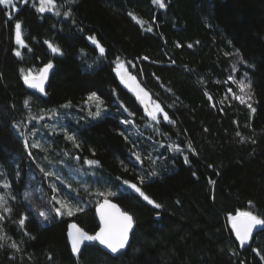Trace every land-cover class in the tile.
Segmentation results:
<instances>
[{
    "label": "trees",
    "instance_id": "16d2710c",
    "mask_svg": "<svg viewBox=\"0 0 264 264\" xmlns=\"http://www.w3.org/2000/svg\"><path fill=\"white\" fill-rule=\"evenodd\" d=\"M165 3L161 9L151 0H57L60 16L39 13L31 2L16 0L18 12L0 5V185L11 184L0 186V195L12 208L0 210V235L6 237L0 264H264V230L241 249L229 219L238 211L264 218V0ZM16 20L27 47L16 43ZM89 37L105 48L103 55ZM236 57L235 77L252 83L254 113L233 98L240 91L229 80ZM118 62L174 125L161 119L159 133L150 126L144 106L116 74ZM48 63L50 80L39 96L23 75L38 74ZM93 92L103 101L97 119L86 103ZM34 116L45 119L30 122ZM65 128L79 148L65 138ZM34 141L42 148L31 147ZM132 142L143 164L132 155ZM173 143L184 152H172ZM41 168L56 175L45 176ZM152 171L158 175L147 178ZM125 180L162 207L149 205ZM109 192L116 195H100ZM53 196L82 211L57 216ZM105 198L133 217L130 247L112 257L94 244L74 257L69 225L99 231L95 212ZM22 216L28 217L23 228Z\"/></svg>",
    "mask_w": 264,
    "mask_h": 264
},
{
    "label": "snow or ice",
    "instance_id": "6c2138e0",
    "mask_svg": "<svg viewBox=\"0 0 264 264\" xmlns=\"http://www.w3.org/2000/svg\"><path fill=\"white\" fill-rule=\"evenodd\" d=\"M30 0H19V3L22 4H28ZM69 3H75L76 0H68ZM31 3L33 4L34 7H36V10L39 13H45V12H53L56 16H60L61 12L58 11V4L57 0H38V6L37 5V0H31ZM151 3L153 5H156L158 8L164 9L166 8V3L165 0H151ZM0 5L4 6L5 8H12L14 11H19V8L16 6V0H0ZM8 19L11 20L13 18L12 12H8ZM64 16H70L71 15V10L69 9L68 11L63 13ZM129 16H131L134 20H136L137 23L141 25V27H144L145 21L139 19L136 17L133 13H128ZM146 31L151 32L153 31L152 27L149 25L147 28H145ZM14 31H15V38H16V43L20 45L21 47H27V45L24 43V40L22 38V22L19 20H16L14 23ZM91 42L95 45H97L99 52L101 55L105 53V48L103 46H100L99 42L96 40L95 37H89ZM179 46V45H178ZM49 47L52 48L53 52H60V50L57 47H53L51 44ZM191 47V45H189ZM15 55L17 57H20L22 53L19 50L15 51ZM225 55H230L229 53H225ZM143 59L147 60L148 57H144ZM242 60V57H241ZM243 63H247L244 61ZM53 65L51 63H48L38 74H33L30 70L23 75V80L28 87L32 89L38 90L40 93H44V83L47 80L49 70L52 69ZM254 67V66H250ZM235 70V66H234ZM23 71V70H22ZM117 72L120 76V79L123 83L128 85L130 88H132V91L135 92L137 98L140 100V102L144 105V111L147 117L150 118V120L153 122L152 127L156 129V131L159 133V128L158 125L160 124L161 119L164 122H167L168 124H175V121L172 120L168 114L164 110V108L157 102L152 101L149 93L145 91L143 88L139 86L138 83H136V78L134 76H131L130 74L127 73V70L125 68V65L123 62H119L117 66ZM244 76L247 78L248 73L245 72ZM229 80H231L233 83H238L239 90L241 93H245L243 96H236L233 94L234 99H238L241 104H247V107L251 109V112L254 113L256 110L255 108H252L250 103H247L248 100L251 99V88H252V83L251 80L248 79L247 83L245 80H240L237 81L235 77L229 76ZM133 85H135L133 87ZM232 90L229 89V92ZM209 100H211V96L208 97ZM86 103L89 105L88 108V114L89 116L93 117V119H97L101 117L102 114V105L103 101L101 98L95 93H91L87 97ZM30 104L29 101H25V107H28ZM71 102H69L68 105H64L63 107H70ZM122 107V106H121ZM94 108V111H93ZM125 112L127 111L126 108L123 109ZM130 116L134 115L133 113H129ZM45 117L40 116V117H32L30 122L36 121V120H44ZM122 124L125 125H134L135 121L134 120H123L121 121ZM15 127H19L16 125ZM63 134L65 138L69 141H72L75 147L79 148V143L76 142V135L74 133H68L67 129H62ZM31 135L33 137L38 135V130L34 129L31 132ZM121 135L123 136L124 133L122 132ZM166 135V133H165ZM237 135H240L239 132H237ZM125 139H128L127 136H125ZM25 145H27V140L24 141ZM160 147H164L163 144H159ZM33 148L41 149L42 146L38 141H34L33 144L31 145ZM132 155L135 157V160L141 164L144 163V159L142 158L141 154L137 151H135L136 145L135 142H132ZM189 148H191V145H188ZM168 148L174 152V153H183L184 149L179 145V144H171L168 145ZM195 152V149L192 150ZM29 156H32V153H28ZM34 159V157H33ZM76 159H79V157H76ZM148 161L151 162L152 158L151 156L147 157ZM184 162L187 164L189 163V159L187 155L183 156ZM86 163L89 166L93 165H99V161L95 160H87ZM41 172H44L45 176H55L56 174L54 172H47L43 168L40 169ZM127 171V168H125ZM158 173L155 171H152L148 174L147 178H151L153 176H157ZM57 179L59 177L57 176ZM139 183L143 184L146 177L144 175H141L138 177ZM210 183L215 184V181H210ZM123 184L127 185L129 188L134 190L136 193L139 194L140 197L143 198L144 201H146L149 205H153L154 208L160 209L162 207L161 204L157 203L153 199H151L149 196H147L140 187L137 186L135 183H130L129 181H123ZM5 189H8L11 187L10 183H4L3 185H0ZM70 187V185H69ZM53 190L56 191L57 189L55 188V185H53ZM28 194L25 193V196ZM100 195H107V196H113L116 195V193H101ZM13 200H15V196L11 197ZM52 200L54 201L53 205V211L57 216H73L77 212L82 211V208L79 206H75L70 204L66 199H60L57 198L56 196L52 197ZM8 205V200L6 199L5 196L0 195V210H2L3 213H11L12 208L7 206ZM55 205H59L56 207ZM99 216H100V221H101V227L99 228V231L95 232L94 234H89V232L85 231L83 228L79 227L77 224L73 223L70 226V231L68 233L70 242H71V250L72 252L79 256L81 253V248L83 245H85L86 242L88 243H99L100 245H103L106 249H108L111 253H119L123 249L126 248L128 245L129 241V234L133 229L134 221L133 217L129 215L127 212L122 211L116 204L111 203L110 200L107 198L104 199L103 203L99 205L98 208ZM39 216L43 217L45 220L48 219V214L41 211L39 212ZM5 216L0 213V220H4ZM28 219L27 216H22L18 224L21 228H23L25 221ZM232 225V229L235 232L236 239L239 241V246L243 248L251 239L253 236V230L257 228V226L261 227V230H264V218L253 214L251 211H238L236 215L230 216L229 217ZM25 235H28L27 232H25ZM6 237L4 235H0V240H4ZM0 247H3L2 244H0ZM12 248H15L17 250L18 247L16 243L11 244ZM235 254V253H234ZM51 258V257H49ZM264 259V257H261Z\"/></svg>",
    "mask_w": 264,
    "mask_h": 264
},
{
    "label": "water",
    "instance_id": "95a60500",
    "mask_svg": "<svg viewBox=\"0 0 264 264\" xmlns=\"http://www.w3.org/2000/svg\"><path fill=\"white\" fill-rule=\"evenodd\" d=\"M50 74H51V69L49 70V73H48V77H47V80L45 81V83H44V89H45V91H46V89H47V85H48V82H49V80H50ZM27 86V88H29V90H31L32 92H34L35 94H37V95H39V96H41V95H43L44 93H40L38 90H36V89H32V88H30V87H28V85H26ZM104 201V200H103ZM103 201L101 202V203H103ZM111 201V200H110ZM111 203H114V204H116L118 207H119V205L117 204V203H115V202H113V201H111ZM99 208V207H98ZM98 208L96 209V212H95V214H97V219H98V223H99V225H100V227L102 226L101 225V221H100V216H99V212H98ZM120 208V207H119ZM121 210H122V208H120ZM123 211V210H122ZM69 226H71V224L69 225ZM80 227V226H79ZM135 228H136V224L134 223V225H133V229H132V231L130 232V234H129V241H128V245L126 246V248L125 249H123L121 252H119V253H111L108 249H106L103 245H100L99 243H96V242H93V243H88V242H86L85 243V245H83L82 246V248H81V251L83 250V248L84 247H86V246H91V245H94V244H96L97 246H99L100 248H101V250H103L104 252H106L109 256H112V257H118L119 255H121V254H123L124 252H126L127 250H128V248L130 247V242H131V237H132V235H133V232H134V230H135ZM69 231H70V227H69V230H68V233H69ZM262 232V230H261V227L260 226H257V228H255L254 230H253V236H252V239L243 247V248H241V249H247V248H249L250 246H251V244H252V242L254 241V238L256 237V235H258V234H260ZM67 237H68V240H69V245H70V247H71V242H70V238H69V235L67 234ZM238 243H239V241H238ZM73 255H74V257H76V258H78L79 256H77V255H75L74 253H73Z\"/></svg>",
    "mask_w": 264,
    "mask_h": 264
},
{
    "label": "rangeland",
    "instance_id": "374dc122",
    "mask_svg": "<svg viewBox=\"0 0 264 264\" xmlns=\"http://www.w3.org/2000/svg\"><path fill=\"white\" fill-rule=\"evenodd\" d=\"M30 2H31V0H30ZM36 6H38V0H37V5ZM238 61H239V58H235L234 60H233V63H232V65H231V76H233V77H235V74H236V72H237V64H238ZM119 63V62H118ZM118 63H117V66H118ZM125 65V64H124ZM234 66H235V70H234ZM125 68H126V70H127V73L128 74H130L129 72H128V68H127V65H125ZM116 74H118V72H117V67H116ZM131 75V74H130ZM118 76H119V74H118ZM119 78H120V76H119ZM235 79L237 80V81H240V79H237L236 77H235ZM121 80V79H120ZM245 80V79H244ZM122 82V81H121ZM246 82V81H245ZM123 83V82H122ZM136 83H138V82H136ZM247 83V82H246ZM123 84H125V83H123ZM139 84V83H138ZM126 85V84H125ZM237 85H238V83H237ZM135 85H133V87H134ZM139 86L141 87V85L139 84ZM127 87L132 91V88H130L128 85H127ZM142 88V87H141ZM238 88H239V86H238ZM133 92V94H135V92L134 91H132ZM136 95V94H135ZM243 95H245V93H241L240 91H239V94H238V96H243ZM150 96V95H149ZM137 97V96H136ZM150 98H151V96H150ZM151 100H152V98H151ZM140 101V100H139ZM153 101V100H152ZM239 101V100H238ZM253 93H252V89H251V99L250 100H248L247 101V103H250L251 104V106H252V104H253ZM142 104V103H141ZM143 105V104H142ZM243 106H247V104H242ZM144 106V105H143Z\"/></svg>",
    "mask_w": 264,
    "mask_h": 264
}]
</instances>
